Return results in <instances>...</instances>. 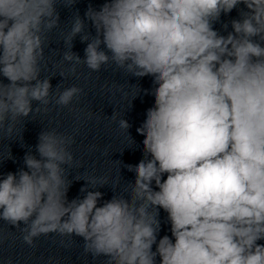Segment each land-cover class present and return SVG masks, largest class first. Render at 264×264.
Masks as SVG:
<instances>
[{
	"label": "clouds",
	"instance_id": "9594fccd",
	"mask_svg": "<svg viewBox=\"0 0 264 264\" xmlns=\"http://www.w3.org/2000/svg\"><path fill=\"white\" fill-rule=\"evenodd\" d=\"M57 3L0 0V75L9 81L0 80V130L9 135L51 103L40 62L45 33L59 25ZM240 4L246 10L221 35L214 23ZM85 19L95 35H81L76 15L65 39L87 41L84 58L71 51L64 60L153 78L154 104L137 128L143 158L125 165L135 182L99 204L103 193L86 181L83 197L69 201L74 138L43 130L39 158L28 151L23 168L0 177V220L29 247L52 233L81 237L84 253L103 264H156L157 256L160 264H264V0H105ZM81 91L65 88L55 103L67 107ZM160 209L171 237L158 240Z\"/></svg>",
	"mask_w": 264,
	"mask_h": 264
},
{
	"label": "water",
	"instance_id": "95a60500",
	"mask_svg": "<svg viewBox=\"0 0 264 264\" xmlns=\"http://www.w3.org/2000/svg\"><path fill=\"white\" fill-rule=\"evenodd\" d=\"M104 2L76 0L71 5L68 0H58L59 25L45 33L44 59L40 62V79L49 78L52 85L51 103L46 106L47 111L40 105L39 112L33 111L28 118L16 122L11 135L0 130V177L23 168L26 152L37 155L35 145L41 131L55 130L74 138V143L69 146L74 157L68 169V179L72 181L67 193L69 201L83 197L80 189L86 181L95 182L89 187H98L89 190L103 193L99 204L116 194L127 195L126 189L130 191L129 182H135V173L128 171L125 165H136L143 158L144 137L137 133V128L145 120L146 110L154 104V96L150 94L155 87L153 78H137L112 62L93 72L83 63L63 59L64 53L71 51L84 58L88 42L82 43L80 35L73 39L72 44L65 39L76 15L85 20V30L81 35L91 33L94 36L95 29L85 19V12L89 6L99 10ZM241 9L246 10L243 4L231 13H222L219 21L214 23V29L221 35H227L232 31L231 21L240 19ZM0 80L9 83L2 75ZM72 86L82 90L78 97L67 107L57 105L55 98L58 92ZM144 90H148V94ZM37 105L38 102H33V108ZM120 119H125L131 127L121 129ZM167 215L163 209L159 210L158 240L164 235L171 237ZM83 243L81 237L52 233L35 239V246L29 247L19 229L0 220V264H103V257L93 259L84 253ZM257 243L264 244V240ZM155 248L153 245V251ZM156 264H160L159 256Z\"/></svg>",
	"mask_w": 264,
	"mask_h": 264
}]
</instances>
